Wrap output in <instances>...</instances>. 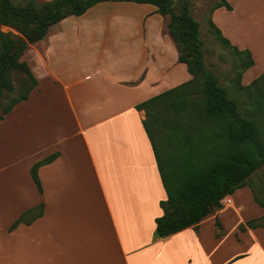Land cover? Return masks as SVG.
<instances>
[{"label":"crops","instance_id":"crops-1","mask_svg":"<svg viewBox=\"0 0 264 264\" xmlns=\"http://www.w3.org/2000/svg\"><path fill=\"white\" fill-rule=\"evenodd\" d=\"M226 1L231 9L210 14L223 37L233 9ZM138 4L145 5L132 29L127 19L100 17V28L90 33L100 39L90 49L70 48L60 28L50 32L70 15L21 56L37 85L0 120V264H264V226L238 228L264 214L248 186L226 195L230 203L196 228L152 240L166 192L144 111L135 105L191 75L177 60L167 17L152 4ZM68 56L84 58L67 65ZM254 64L242 73V85L264 73H251ZM53 154L37 169L39 191L30 169ZM39 203L41 216L9 230ZM216 218L224 229L218 237Z\"/></svg>","mask_w":264,"mask_h":264},{"label":"trees","instance_id":"trees-1","mask_svg":"<svg viewBox=\"0 0 264 264\" xmlns=\"http://www.w3.org/2000/svg\"><path fill=\"white\" fill-rule=\"evenodd\" d=\"M105 1H133L156 6V11L168 18L167 30L175 43L178 62L185 64L191 75L190 80L135 105L136 109L144 111L142 125L166 192V199L159 202L162 214L155 218L152 240L165 238L189 226L196 228L214 209L222 207L224 196L243 186L251 189L253 200L264 208L248 182L249 177L264 165V73L242 85V73L254 64L251 53L231 45L210 20L217 37L240 57L237 88L250 99L243 116L239 111L240 93L228 95L206 69L199 23L191 16L186 4L176 12L171 0H47L39 3L25 0L22 4L0 0V25L19 33L14 36L0 29V120L37 85L27 62L21 59L28 44L42 39L49 28L63 18L81 15L96 3ZM220 6L231 9L226 0H219L213 9ZM15 70L24 74L21 91L2 104L5 97L16 91L12 79ZM188 103L190 108L183 110ZM182 110L184 113H180ZM174 111L176 119L181 118L174 120L170 115L169 120L166 115ZM202 120L206 121L207 130L202 128ZM162 129L168 133L167 152L159 141ZM54 156L35 162L30 169L39 191L37 169ZM42 211V203L24 211L9 230L21 222L31 223L42 215ZM214 224V235L218 237L223 228L217 218ZM258 226H264V214L239 224L238 228L243 231Z\"/></svg>","mask_w":264,"mask_h":264},{"label":"rangeland","instance_id":"rangeland-1","mask_svg":"<svg viewBox=\"0 0 264 264\" xmlns=\"http://www.w3.org/2000/svg\"><path fill=\"white\" fill-rule=\"evenodd\" d=\"M16 3H24L25 0H13ZM38 3L47 0H36ZM232 4V11L225 16V28L223 29L227 33V37L233 46L248 48L251 50L253 59L256 61L251 73L256 71L258 74L262 73L264 70V0H228ZM172 6L176 12L181 7L182 4H186L191 16L199 23V35L202 41L203 57L206 69L211 72L217 79L220 86L226 89L227 94L235 96L236 93H240L241 97L238 98L239 111L245 116V109L247 103L250 102L249 97L237 88L238 85V75L240 57L235 53V50L229 46L225 45L219 37H217L214 29L210 25V14L212 12L213 6L219 2V0H171ZM111 7L109 10H104L105 2L97 3L92 6L90 10H87L84 14L80 16H70L62 20L55 26L51 28V33L56 31L57 27L60 28L59 34L67 36L65 41L70 43L69 47L72 49H90L91 45L98 38V32L90 35L92 29L100 28V17H105L113 15V17H119V22L128 20V27L132 29L138 23L140 24V19L135 15L140 14V10L144 9L145 4H138L132 2H110ZM109 9V8H108ZM108 14V15H107ZM84 20H78L77 17L84 16ZM101 15V16H99ZM127 19V20H126ZM168 19V18H167ZM121 23V22H120ZM105 29L107 30L106 24ZM123 25H120L122 27ZM86 34H83L85 32ZM11 32L14 36H18L19 33L15 29H7L5 32ZM121 32H125L124 29ZM108 33V31H105ZM114 35V34H113ZM112 35V36H113ZM170 38V37H169ZM87 43V45L85 44ZM67 65H77L75 62L76 56H68ZM249 75V74H248ZM12 79L15 87V93L9 94L2 101V104L8 103L14 94L21 91V82L24 79V74L19 70L12 72ZM191 104H186V108L189 109ZM180 113H184V111ZM1 114V106H0ZM170 115H173L174 120L177 118V113L167 114L168 119ZM260 116V115H259ZM258 119V118H257ZM202 128L207 130L208 125L206 121L202 120ZM159 141L163 145V149L166 152L169 149L167 144L168 133L165 129L160 130ZM249 185L255 192L256 197L264 203V165L260 166L248 179ZM221 224V223H220ZM222 226V225H221ZM229 226V224H228ZM223 228V227H222ZM224 230V229H223Z\"/></svg>","mask_w":264,"mask_h":264},{"label":"built area","instance_id":"built-area-1","mask_svg":"<svg viewBox=\"0 0 264 264\" xmlns=\"http://www.w3.org/2000/svg\"><path fill=\"white\" fill-rule=\"evenodd\" d=\"M221 203L223 204V203H230V199L228 198V197H223L222 199H221Z\"/></svg>","mask_w":264,"mask_h":264}]
</instances>
